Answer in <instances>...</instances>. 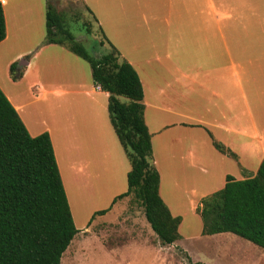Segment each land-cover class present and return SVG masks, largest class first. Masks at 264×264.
<instances>
[{"label": "crops", "instance_id": "1", "mask_svg": "<svg viewBox=\"0 0 264 264\" xmlns=\"http://www.w3.org/2000/svg\"><path fill=\"white\" fill-rule=\"evenodd\" d=\"M80 1L139 76L158 192L171 214L170 202L199 204L226 175L252 177L264 159V0ZM0 2V89L30 135L48 132L69 204L66 179L93 191L102 167L111 179L118 167L120 175L128 170L106 117L108 93L93 83L84 59L44 42L50 0ZM12 63L21 72L16 80ZM41 102L63 110L50 116ZM230 159L240 171H231Z\"/></svg>", "mask_w": 264, "mask_h": 264}, {"label": "trees", "instance_id": "2", "mask_svg": "<svg viewBox=\"0 0 264 264\" xmlns=\"http://www.w3.org/2000/svg\"><path fill=\"white\" fill-rule=\"evenodd\" d=\"M45 23L44 42L65 44L87 61L93 83L108 93L109 121L130 163L127 189L112 203L132 194L158 242L172 244L180 238L181 216L171 214L158 192L159 174L152 163L150 133L143 118V90L136 70L111 43L103 54L88 52L51 5L47 6ZM4 37L0 2V41ZM15 68V63L9 67L13 80L21 75ZM212 143L236 158L221 142L212 138ZM109 207L93 215L103 214ZM197 210L202 234L231 232L264 248V159L252 177L226 175L224 185L203 197ZM77 231L48 132L30 135L0 89V264H60ZM188 261L193 264L189 257Z\"/></svg>", "mask_w": 264, "mask_h": 264}, {"label": "rangeland", "instance_id": "3", "mask_svg": "<svg viewBox=\"0 0 264 264\" xmlns=\"http://www.w3.org/2000/svg\"><path fill=\"white\" fill-rule=\"evenodd\" d=\"M50 5L61 14L65 27L88 52L100 55L109 50L103 31L94 16L84 10L80 0H50ZM84 62L90 69L87 61ZM41 105L50 116L53 110H63L58 103L48 105L41 102ZM36 108L39 110L40 106L36 105ZM107 114L106 110L108 118ZM124 156L129 170L125 151ZM230 163L232 172L240 171L238 162L230 159ZM126 174L120 175L118 167L113 180L102 167L93 191L85 187L87 182L80 184L74 179L65 180L72 218L78 231L62 253L60 264H189L188 257L193 264H264V248L234 233L202 234V221L197 210L200 202L193 205L189 197L180 198L176 206L170 202L175 215L182 217L181 237L170 245L158 242L141 205L132 194L117 199L111 210L93 215L97 210L108 208L113 194L121 187L125 186V190L120 193L126 191Z\"/></svg>", "mask_w": 264, "mask_h": 264}, {"label": "built area", "instance_id": "4", "mask_svg": "<svg viewBox=\"0 0 264 264\" xmlns=\"http://www.w3.org/2000/svg\"><path fill=\"white\" fill-rule=\"evenodd\" d=\"M98 87V86H97ZM99 88V87H98Z\"/></svg>", "mask_w": 264, "mask_h": 264}]
</instances>
